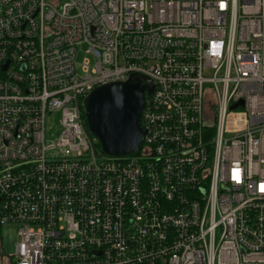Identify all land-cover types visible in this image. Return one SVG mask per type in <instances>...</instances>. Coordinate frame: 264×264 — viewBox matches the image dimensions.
<instances>
[{"label":"built area","instance_id":"obj_1","mask_svg":"<svg viewBox=\"0 0 264 264\" xmlns=\"http://www.w3.org/2000/svg\"><path fill=\"white\" fill-rule=\"evenodd\" d=\"M132 73L147 133L108 155L83 102ZM9 223L2 264H264V0H0Z\"/></svg>","mask_w":264,"mask_h":264},{"label":"water","instance_id":"obj_2","mask_svg":"<svg viewBox=\"0 0 264 264\" xmlns=\"http://www.w3.org/2000/svg\"><path fill=\"white\" fill-rule=\"evenodd\" d=\"M154 89L148 76L132 73L127 80L102 84L85 97L87 127L104 153L124 156L140 149L147 133L141 115L146 96Z\"/></svg>","mask_w":264,"mask_h":264},{"label":"rangeland","instance_id":"obj_3","mask_svg":"<svg viewBox=\"0 0 264 264\" xmlns=\"http://www.w3.org/2000/svg\"><path fill=\"white\" fill-rule=\"evenodd\" d=\"M82 55L79 56L78 61L82 59ZM61 113L60 111H54L48 114L46 120V135L47 139H55L61 131ZM93 138H96L93 133H91ZM18 223L4 224L0 227V254L1 257L4 255H11L15 252L16 243L18 241L17 230ZM4 261H0L2 264Z\"/></svg>","mask_w":264,"mask_h":264},{"label":"trees","instance_id":"obj_4","mask_svg":"<svg viewBox=\"0 0 264 264\" xmlns=\"http://www.w3.org/2000/svg\"><path fill=\"white\" fill-rule=\"evenodd\" d=\"M83 117H84V121H85V124H86V127H87V122H86V116H85V114L83 115ZM87 129H88V127H87ZM88 130H89V129H88ZM97 145L100 146V144H99L98 141H97Z\"/></svg>","mask_w":264,"mask_h":264}]
</instances>
